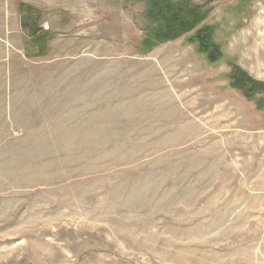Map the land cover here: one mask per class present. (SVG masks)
<instances>
[{"label":"rangeland","instance_id":"rangeland-1","mask_svg":"<svg viewBox=\"0 0 264 264\" xmlns=\"http://www.w3.org/2000/svg\"><path fill=\"white\" fill-rule=\"evenodd\" d=\"M29 1L68 30L6 73L0 264H264V0Z\"/></svg>","mask_w":264,"mask_h":264},{"label":"crops","instance_id":"crops-1","mask_svg":"<svg viewBox=\"0 0 264 264\" xmlns=\"http://www.w3.org/2000/svg\"><path fill=\"white\" fill-rule=\"evenodd\" d=\"M40 8V16L36 18L35 9ZM53 9L58 10L59 20L54 21L51 15ZM65 6L45 3L40 5L29 0H0V102L4 107L10 102V94L15 89L8 72L18 73L20 66H12L14 58L20 62L21 48L28 42L23 30H37L34 38L51 36L49 30H68V21L64 14ZM47 25L48 29H44ZM47 38V37H46ZM36 40V39H35ZM48 44H50L48 42ZM36 55V54H35ZM15 56V57H14ZM23 66V65H21ZM13 69V70H12ZM6 73H8L6 75Z\"/></svg>","mask_w":264,"mask_h":264},{"label":"trees","instance_id":"trees-1","mask_svg":"<svg viewBox=\"0 0 264 264\" xmlns=\"http://www.w3.org/2000/svg\"><path fill=\"white\" fill-rule=\"evenodd\" d=\"M159 2L164 4L166 8L163 10L167 11L168 15H170L168 20H166L167 22L166 24H168L170 27H175L173 29L168 28L166 36L169 38H175L178 36V34L185 33L195 28V26L198 25L202 19V15L200 14V11L198 9L197 11H192V8H189L190 11L184 10V9H180L176 11V7H174L172 11L171 10L168 11L167 9L170 7V0H160ZM179 7H182V5H179ZM36 32L37 30L34 31V33ZM157 32L163 34L162 30H158ZM211 32L212 30L199 29V31L197 32V36H196V38H198L197 42L200 44L201 47H204L203 50H207L208 48L212 47L213 48L212 51L217 53L218 51L217 46L213 42L209 41L210 34L208 33H211ZM39 39H42V38L39 37ZM194 40L195 38L190 41H194ZM208 51H210V49H208ZM246 86L248 87L247 92H253V90H260V91L264 90L262 88L254 89V86L250 79L246 81ZM242 87L245 89V85Z\"/></svg>","mask_w":264,"mask_h":264},{"label":"built area","instance_id":"built-area-1","mask_svg":"<svg viewBox=\"0 0 264 264\" xmlns=\"http://www.w3.org/2000/svg\"><path fill=\"white\" fill-rule=\"evenodd\" d=\"M44 29H48V27H47V26H45V27H44Z\"/></svg>","mask_w":264,"mask_h":264}]
</instances>
